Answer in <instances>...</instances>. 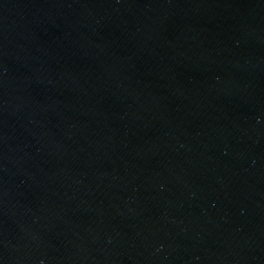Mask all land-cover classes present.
Listing matches in <instances>:
<instances>
[{
    "label": "water",
    "instance_id": "obj_1",
    "mask_svg": "<svg viewBox=\"0 0 264 264\" xmlns=\"http://www.w3.org/2000/svg\"><path fill=\"white\" fill-rule=\"evenodd\" d=\"M0 264H264V0H0Z\"/></svg>",
    "mask_w": 264,
    "mask_h": 264
}]
</instances>
